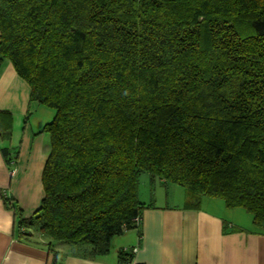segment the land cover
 Instances as JSON below:
<instances>
[{
    "label": "trees",
    "instance_id": "trees-1",
    "mask_svg": "<svg viewBox=\"0 0 264 264\" xmlns=\"http://www.w3.org/2000/svg\"><path fill=\"white\" fill-rule=\"evenodd\" d=\"M6 62L55 112L39 132L51 145L39 209L25 218L6 201L53 264L56 243L96 259L141 236L145 173L183 187L184 209H243L252 228L234 231L264 236V0H0V73ZM12 131L0 110V138Z\"/></svg>",
    "mask_w": 264,
    "mask_h": 264
},
{
    "label": "crops",
    "instance_id": "crops-1",
    "mask_svg": "<svg viewBox=\"0 0 264 264\" xmlns=\"http://www.w3.org/2000/svg\"><path fill=\"white\" fill-rule=\"evenodd\" d=\"M42 107L30 102V87L12 63L6 62L0 73V110L14 119L11 139L0 138V264H53L54 252L48 247L18 237L17 216L6 204L7 200L16 201L23 216L29 218L44 198L42 175L48 135L39 132L46 115L40 120L35 117L43 112ZM3 148H9L11 158H16L14 166L6 163ZM144 203L154 208L143 212L141 236L130 231L115 238L110 253L96 259L80 258L71 249L54 245L59 264H120L122 249L127 253L136 249L132 264H264V236L234 231L252 227L237 226L202 206L199 210L184 209L185 202L169 206L160 204L155 196Z\"/></svg>",
    "mask_w": 264,
    "mask_h": 264
},
{
    "label": "rangeland",
    "instance_id": "rangeland-1",
    "mask_svg": "<svg viewBox=\"0 0 264 264\" xmlns=\"http://www.w3.org/2000/svg\"><path fill=\"white\" fill-rule=\"evenodd\" d=\"M43 112L35 115V117L40 120V118L46 115L44 120V124L52 122L55 116V112L52 109L47 107L41 108ZM45 111V112H44ZM14 119V118H13ZM45 126V125H44ZM46 146L48 150V156L51 150L50 138L47 136L46 138ZM169 194V198L167 199L166 194ZM140 200L142 202H150L155 198H158L160 204H169V206H177L182 205L186 200V192L185 189L181 186L175 184H163L159 179H156L155 182L151 181V176L147 173L143 174L140 179ZM204 209L212 211L216 214L223 216L229 222L236 224L237 226L242 227H252V216L248 214L243 209H229L226 208L224 203L221 200L213 199V198H204L202 205ZM125 234L124 236H126ZM122 237V236H121ZM61 247H66V249H70V246L64 244Z\"/></svg>",
    "mask_w": 264,
    "mask_h": 264
},
{
    "label": "built area",
    "instance_id": "built-area-1",
    "mask_svg": "<svg viewBox=\"0 0 264 264\" xmlns=\"http://www.w3.org/2000/svg\"><path fill=\"white\" fill-rule=\"evenodd\" d=\"M136 249H134V251H135Z\"/></svg>",
    "mask_w": 264,
    "mask_h": 264
}]
</instances>
